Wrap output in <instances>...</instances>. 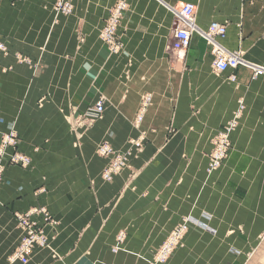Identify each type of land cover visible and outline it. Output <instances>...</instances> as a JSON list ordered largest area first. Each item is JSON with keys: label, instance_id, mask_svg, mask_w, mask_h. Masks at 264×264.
<instances>
[{"label": "crops", "instance_id": "crops-1", "mask_svg": "<svg viewBox=\"0 0 264 264\" xmlns=\"http://www.w3.org/2000/svg\"><path fill=\"white\" fill-rule=\"evenodd\" d=\"M54 2L0 0V140L14 132L30 159L0 181V264L22 238L15 213L34 207L54 222L26 264H149L186 218L168 264H264V73L252 68L264 69V0H74L57 19ZM119 2L122 50L111 54L99 33ZM186 3L194 29L226 26L217 41L244 65L215 74L196 30L184 60L168 58L171 10ZM99 99L104 113L89 126L81 115ZM240 103L230 153L208 174L213 139ZM139 138L104 181L99 145L123 152Z\"/></svg>", "mask_w": 264, "mask_h": 264}, {"label": "built area", "instance_id": "built-area-1", "mask_svg": "<svg viewBox=\"0 0 264 264\" xmlns=\"http://www.w3.org/2000/svg\"><path fill=\"white\" fill-rule=\"evenodd\" d=\"M74 8V0H55L53 4V11L55 17L69 16ZM126 9V4L123 2L117 3L110 11L108 18L99 33L101 42L105 45L107 50L113 54L122 50L120 41L118 40L117 30ZM175 25L172 29L171 41L166 45L165 52L171 61H183L189 42L191 33L194 30L193 18L195 14V7L193 4L186 3L171 10ZM210 47V52L213 56L212 71L215 74L224 73L227 70H235L245 64L242 55L239 51H227L224 49L217 39L222 38L226 34V26L220 23H210L206 31L196 30ZM1 48V46H0ZM253 77H258L264 73V69L253 66ZM231 81L235 80V76L230 77ZM151 97L145 96L139 114L136 117V122L142 121ZM244 106L239 104L238 110L233 117L227 121L218 131L212 142V150L209 155L207 165V173L211 174L217 171L225 162L231 149V136L238 127L239 118L242 115ZM104 112V101L99 99L95 105L89 107L87 111L81 115V120L85 121L89 126L100 119ZM16 135L14 132H9L0 140V181L1 175L7 165L19 168L27 167L30 160L26 155L19 153L16 149ZM142 143L140 141H133L127 152H115L107 143H102L98 147V155L103 158H109L110 161L103 170L102 178L104 181H111L120 171L126 166L127 156L133 149H141ZM41 214L43 224L38 223L34 216ZM17 226L22 231V238L18 246L8 256L9 263L26 264L35 248H46L48 246V239L45 234V227L53 225V218L47 211L44 210H30L26 213L16 215ZM188 218L177 225L169 234L167 239L159 247L152 261L149 264H168V259L172 252L181 245L186 230ZM124 242V235L120 233L116 238V245L113 252L118 251V247Z\"/></svg>", "mask_w": 264, "mask_h": 264}, {"label": "bare ground", "instance_id": "bare-ground-1", "mask_svg": "<svg viewBox=\"0 0 264 264\" xmlns=\"http://www.w3.org/2000/svg\"><path fill=\"white\" fill-rule=\"evenodd\" d=\"M194 30H196V29H194ZM117 53H118V52L113 53V54H117ZM221 74H222V73H221ZM95 104H96V103H95ZM95 104H94V105H95ZM243 106H244V105H243ZM103 113H104V112H103ZM143 115H144V114H143ZM84 122H85V121H84ZM140 123H141V122H139V123L136 122V124H138V125H139ZM85 125H86V124H85ZM133 141H140V142H141V138H139V139H137V140H133ZM133 141L130 142L131 145H132ZM130 144H129V147H130ZM16 147H17V146H16ZM129 147H128V148H129ZM97 151H98V148H97ZM127 151H128V149H125L123 152H127ZM115 152H120V151H115ZM121 152H122V151H121ZM132 152H133V151H132ZM97 153H98V152H97ZM229 153H230V151H229ZM26 157H27V156H26ZM127 157H128V156H127ZM27 158H28V157H27ZM28 159H29V158H28ZM106 159H107V163H106V166H107V164L109 163L110 159H109V158H106ZM29 160H30V159H29ZM208 161H209V160H208ZM28 165H30V162H29ZM126 165H127V159H126ZM207 165H208V164H207ZM106 166H105V167H106ZM125 167H126V166H125ZM104 169H105V168H104ZM120 172H121V171H120ZM120 172H119V173H120ZM1 176H2V175H1ZM114 177H115V176H114ZM114 177H113V178H114ZM102 181H103V180H102ZM33 209L47 211V210H45L44 208H35V207L32 208V209H30V210H33ZM30 210H29V211H30ZM17 215H18V214H17ZM36 217H40V218H42L41 214H38V215L34 216L33 219H36ZM15 218H16V215H15ZM16 220H17V219H16ZM37 221H38V220H37ZM41 223H42V221H41Z\"/></svg>", "mask_w": 264, "mask_h": 264}, {"label": "rangeland", "instance_id": "rangeland-1", "mask_svg": "<svg viewBox=\"0 0 264 264\" xmlns=\"http://www.w3.org/2000/svg\"><path fill=\"white\" fill-rule=\"evenodd\" d=\"M54 16H55V14H54ZM59 17H62V16H59ZM59 17H57V18H59ZM55 18H56V17H55ZM57 18H56V19H57ZM7 166H10V165H7ZM14 167H15V166H14ZM4 170H5V169H4ZM3 173H4V171H3ZM3 173H2V175H3ZM118 174H119V173H118ZM1 178H2V176H1ZM31 209H32V208H31ZM44 209H45V208H44ZM29 210H30V209H29ZM45 210H46V209H45ZM17 214L19 215L20 213H15V215H17ZM15 219H16V218H15ZM16 223H17V222H16ZM17 227H18V226H17Z\"/></svg>", "mask_w": 264, "mask_h": 264}]
</instances>
